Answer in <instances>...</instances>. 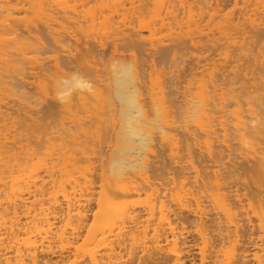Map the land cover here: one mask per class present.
<instances>
[{
	"label": "bare ground",
	"instance_id": "1",
	"mask_svg": "<svg viewBox=\"0 0 264 264\" xmlns=\"http://www.w3.org/2000/svg\"><path fill=\"white\" fill-rule=\"evenodd\" d=\"M13 1L14 0H0V56H2V58L0 57V60L3 59L2 62L5 63H3L5 66L4 68L2 65L4 70L2 69L0 71V85H3L4 88L6 87L8 90V83H12L10 85L21 84L20 81L22 76H20V71L25 72L26 69L24 68L26 65L22 68L23 66H20V62L27 58L28 55L29 58H31L28 59L31 61H28V59L27 61L32 62V64L34 62L33 65L38 62L36 66H38L39 69L40 67H43L44 64H48L46 62L53 61L52 64L54 66L51 64L53 67V73H51L50 76L53 74L51 78L53 79L51 80L53 83L51 82V85H54V83L55 85L54 87L51 86L53 89H50L51 91L53 90V94L50 95V93L48 96H51L53 101L55 100L58 104H61L58 105L56 103L59 107L62 106V108L60 107L61 110H66L65 112H68L66 109L68 107L66 105H73L75 98L78 100L81 99L80 101L77 100V102L83 101L82 106H84L88 97L87 95L92 94L93 96L97 88L96 96L93 97L97 100V98L101 97L100 95L103 94L102 100L98 98L102 102L99 100L95 102V99L92 98L91 95L89 99L91 98L90 101L94 99L93 101L96 104L101 102L100 104L102 105L99 104V106L97 104L95 107L93 105L94 102H90L92 104H89L88 102L86 105H91V110L87 107H84V110H80L86 111L88 109V111H93V114L95 113L94 111H96L95 116L97 117L96 114L100 111L101 115V110L103 111L105 109V115L108 117L102 116V119L101 116L98 115L101 119L98 118V120L95 117L94 119H97L95 121L94 119H91L94 115H91L90 112L87 111L88 113H83L79 110H76L75 112H81L84 116L82 115L81 117L79 116L81 114L78 115L75 113L79 116L78 117L73 114V112L71 113V116H76L74 120L70 114L68 115L71 117H68L69 120L74 121V124L73 121H71L72 127H74L75 122L77 123L84 118L83 121H80L81 123L78 122L81 127L80 133L85 130V127H83V124L86 121L85 118H88V122L92 121L97 123L101 120V124H99L100 122L97 124L94 123V126L99 124L101 125L100 127L104 128V125L107 124L105 126L106 131L102 130V134L105 133L106 135L105 138L103 137L106 141L102 139V143L106 142L105 145L102 147L99 145L100 147L98 148L91 147L89 150L86 149L87 154L86 151L84 152L83 150L85 149V146L84 148L83 146L81 147V152L78 151V146H76V144L74 145V141L77 140L74 138V135L72 136L73 139L70 138L73 140L72 143L74 142V149H78L77 151L79 152V156L74 155L75 151L72 152V154H69L71 151L69 150V152L68 149H66L67 151L65 150V147L67 148V146H71V144L68 145V142L70 141H68L66 146L63 147L65 140L70 137V133L76 134L77 132L76 135L79 134V130L76 132L74 131L79 129V126L76 127L77 124L75 125V129H72L73 132H70L72 130L69 131L70 133L68 132L69 137L66 136V139L62 138L63 141L59 139V143L64 142L63 145L61 144L59 146H61V148L63 147V151L65 150L69 155H65V153L63 154V151L61 150V155L59 153H55L56 156H54L53 153L52 155L48 154V156H42L44 158H41L40 156L38 157V154L43 150L46 151L48 148L49 150L47 151H50V146L53 145H51V142L53 143V141L56 140V137L53 141L49 137L44 138L45 140H42L41 138V140L39 139L37 142L32 144L31 140H29L27 136L25 138L23 135L22 138L24 137L26 140L30 141H27L24 146L23 142L26 140H23L21 136L18 137V133H20V135L22 134V127L20 128V126L15 125L12 126L14 127L12 129H14L15 132H13V130L10 132H13L14 135L17 131L16 136L14 135L15 137H13L12 134H9V131H4L8 132L9 136H12L11 139H8L6 134L1 135V133H3L2 131L7 128V125L4 124L6 128H2V130H0V264H264V0H243V7L241 11L238 12L236 16L231 14L232 11L229 14L226 11V18L222 25L220 23L221 26L219 25L220 27L218 26V28L216 27L215 29L210 28V24L213 19L217 16H222L223 11L231 4V2L236 5L238 0H159L158 2L154 1L155 3L153 6L151 5V8L153 9L148 6L150 10L155 12L156 17L158 18L161 14L162 16H166H163L164 18H167V16H173L172 18L174 19V17H178L177 14H182L186 17L185 21L183 19L184 23L187 20V23L183 25L186 29L183 28V26H180L183 22L179 20L182 23L180 22V25L177 27H181L182 29L176 28L178 33H174V35H176L175 37L173 34H170L171 25L168 26L170 30L168 29L169 33L167 36H172L173 38L169 39L170 41H173H171V44H169L168 41L166 43V40L165 42H161L159 39L158 40L160 42L158 41L154 44L152 42V44L158 46L159 44L157 43H163L162 45H159L156 50V53L158 55L160 54L158 57H160L163 64V62H166L167 59L170 58L172 61L176 57L168 56L171 55L170 51H173L175 48H173V46L178 45L177 47H179L181 43L187 41L193 48H191V51L193 50L194 52V54L191 55L194 58H192L194 60L192 61L196 67L192 68H197V70L201 69L203 71L208 69L209 72L206 74L207 77L204 79L205 81L201 80L203 77L200 78L199 90L195 93L193 100L188 99V97L185 96L186 94L182 95L183 100H180L183 103L181 104L180 102V104L183 107L181 110L182 113H184V116L181 114L179 115L185 117L187 120H193V124L198 126L197 128L200 129L201 134L203 133V135H206V138L207 136L212 138L206 139L203 135H201L205 138H203L204 142L202 141L204 144H198L202 148L201 150L199 148V151L197 150V152H194V149H192L193 151L190 150L191 143L185 142V139L188 141V135L184 141H182L186 144L180 145V139L183 138H181V134H176L180 137V139L178 137L174 138H177L178 141L180 140L178 145L176 142L177 140L175 141V144L172 136H168L167 134L165 136L171 137L170 139H172L167 140L173 142V146L171 142V146L173 148L171 146L170 147L175 151H173V155L168 157L169 159L164 158L166 161L163 158H160L163 160L159 159V161L155 159L156 157L154 156L156 162L159 161L158 164L154 162L155 160L153 161L157 164H154L155 166L150 165L152 164V160L149 163V159L147 160L148 157H144V153L149 147V141H152V138L149 136V128L144 129L143 124L144 127H146L145 125L148 122L152 124L154 116H157V114L156 112H153L154 114L151 113L154 108V103L149 102L152 104L150 105L147 102L149 101V98L147 97L148 99H146V94L144 93V96L143 92H141L143 85H141L142 80H139L140 76L138 75V71L141 69L139 74L142 75V78H144V72L142 73V71L145 69L144 66L147 67L149 64L138 66V63L137 66L134 65L137 68L141 67L138 71H136L137 68L132 66L133 62H125L126 57L123 58L124 60L122 59L125 63H120V60L124 55L123 50H127L125 48H128V52L129 49H131L130 52L132 53L133 42L138 41L137 37H140L143 40V35L141 36L138 34V31L133 33L132 29L135 27L130 28V25L124 26V23H122L124 29L119 26L120 22L114 25L115 28H118L119 30L116 29L115 31L113 30L114 28H111L114 32L108 30L112 33L116 32L114 36L121 33L117 32L121 31L120 29L124 30H122L123 33L125 31L128 33H121L123 36L120 35V37L123 38L118 37L119 39L117 40L116 38L114 41L113 39H115L116 36L113 38L112 34V36H110L112 38H110L111 41L109 38L108 40L112 44L113 49H111L112 47L110 48V46H108L109 48L107 49H111V52H118L121 45L124 49H120L121 52H116L118 55H112L109 50L111 55L109 52L107 53L111 56H108V59L110 60L108 62L104 61L105 59L108 60L107 57H104L105 59L101 61V63L107 62L104 63L105 65L97 64L98 66L96 67V64H92L91 66L100 68L94 70L92 69L93 67L90 68V66L87 65V57H89L91 52H95L93 50V47H95L94 44L97 42L100 44L101 40H98L93 44V41L96 40V38H93V41L91 40L92 44L89 42L92 45L91 48L90 46H87L88 44H86L84 47L87 46L88 48L83 47V49H85L84 52L82 51V53L77 52L76 54H72L75 56H71L70 51H66L68 54L66 52H64L66 54L62 53L65 46L63 47L64 42H61V38L64 36V33L63 36L60 37L59 32L66 33L67 31V28L66 30L63 29V27L65 28L66 26V21H68L65 16L68 15V18L71 17L72 19L69 18L70 21L76 19V21H78V18L73 19V16H71L74 14L76 15V9L74 7L72 8V6H70L72 9V12H70V9L67 11L69 4H67V8L64 7L61 9L56 7L55 3L54 5L56 8L53 4L52 7H47L50 5L49 3H51L50 0H47L50 2H47L46 0H44V2L40 1L41 3L37 0V6L39 9H44L43 6L46 4L45 8H51V15L54 17L52 18L53 20L57 15L58 17H61L62 15L63 18H61L60 21L64 19L66 20L64 21L65 23L61 22L60 26H63L61 29H59L60 23L58 20L60 18L53 21H56V24H51L50 21H48L50 24H48L49 26L47 23H41L45 25V27H43L44 29H42V26L44 25H40L41 27H39L36 26V23L30 25L27 22L28 25L25 24L26 27H29L30 25V29L28 31L25 29L28 32L27 35V32L22 30V28L21 30L24 32H22V34L21 32L20 34L18 33V29H20V27H18L19 23L17 21H19L18 17L20 16L17 17L16 15H18V12H16L15 15V11L18 10L19 6H16L17 9H15V5L19 4V0H15L16 4L15 1ZM66 1L67 0L64 2L66 3ZM139 1H144L145 3V0ZM42 2L45 3V5H43ZM140 2H138L139 6H141ZM13 3L15 4L14 6ZM62 4L60 3L61 7ZM29 5L28 7H30ZM24 6L21 9L26 8ZM53 7L54 10L52 9ZM57 8L62 10V14H60L61 12L59 13L60 10L58 11ZM55 9H57L58 12H55ZM50 10L48 9V11ZM68 12H70L71 15L68 14ZM13 13L15 15L14 17L12 16ZM84 17L85 16H83V19ZM161 17L159 19H162ZM11 19L14 21V23L12 22L13 25L18 23L17 25L15 24L17 26L16 30L14 26H11ZM165 20L167 19H162L160 22L163 23ZM76 21H72V23L75 24L74 22ZM131 21L129 22L131 23ZM70 23L71 22L68 24L71 25L72 23ZM54 24L56 25V30L58 32H54ZM111 24L112 23H110V26ZM127 27L130 28L131 31H128L129 29L127 30ZM38 28H41L43 31ZM45 29L49 30V32L53 30L52 32L54 33H48ZM44 30L46 33L51 35L49 36L51 37L49 39H51L52 43L55 44V51L57 52L60 49V52H57L58 55H56L55 52L52 54H46L47 56L49 55L47 57L49 58V61L41 63V59L36 58L37 55H35L36 57L30 56V53L28 54V51L24 49V45L23 47L19 46L20 44L18 41H22L23 38L21 39V35L24 37L28 36L29 38L30 35L32 37L37 36V38H39L41 35L40 33L44 32ZM149 30L151 31V29ZM136 34L137 40L133 38ZM42 35L44 34L42 33ZM119 40L122 44H120V42L117 44ZM24 41H26V38ZM139 41H141V39H139ZM109 42L108 44H110ZM102 43L99 45L100 47L96 45V48L100 49L101 45L105 46ZM188 43H184V45L182 44L181 46H185V44L188 45ZM59 44H62L60 46L63 48L61 47L57 49ZM14 45L17 46L18 49L14 48L15 50L13 49V51L15 52H12V46ZM190 45L185 48H190ZM152 46H150L151 49L156 47ZM105 47L103 48L105 49ZM139 47L135 46V48L138 49ZM116 48L118 50H116ZM99 49L97 51L101 50ZM155 49L156 48L152 50L154 51ZM182 49L179 47L178 50L183 51ZM23 50H26L24 52L28 55H26ZM176 50L177 49L175 48L172 55L176 53ZM215 50H219V55H221L220 58L215 59V53H218ZM214 51L215 53L213 58L212 54ZM50 52H52V50H50ZM138 52L137 54L139 56L140 53ZM184 52L186 51L184 50ZM120 53H122L121 58V55L119 56ZM131 53L127 55V58L130 56V58L133 57L135 60V57L137 58V56H132L135 52ZM59 54L67 56H60ZM97 55L98 54H96V56ZM99 56L103 58L102 54ZM45 57L43 56L41 58L44 59ZM114 57H119L120 60L118 59V62H120L118 63L117 58L115 59ZM94 58H98V56ZM94 58L90 59L94 60ZM32 59L36 62L32 61ZM130 60H132V58ZM153 60L155 59H152V61L150 59V61L154 64L155 61ZM180 60L178 59L177 62ZM96 61L99 62L100 58L98 60L96 59ZM171 61L169 62V65ZM24 62H26V59ZM24 62L21 64H24ZM172 62L177 63L176 61ZM101 65L103 66L102 68L100 67ZM149 66L151 68V65ZM44 67L46 68V65ZM142 67L144 68L143 70ZM163 67L165 68V66ZM41 69L39 71H42ZM180 69L182 71V67ZM178 70L175 68V71L178 72ZM201 70L197 71L199 75L203 72ZM163 72L165 73V70ZM170 72L168 71L165 75H163V80L161 82V78L158 79L160 85L157 86V89L161 86V90H159L162 91V93L165 92L164 94L161 93V96H163L161 97V102L164 103L166 101L173 104V106L170 104L171 110L169 111H171V113H168L167 111L169 108L166 110L169 106L168 103L162 106V109L164 110H162L164 112L163 115H166L164 119L163 117L159 118L157 116L159 119H162V121L167 119L166 123L168 121L167 124L169 125V122H174L176 117L174 118L173 115L176 116L174 113H177L179 109V107L176 109L177 112L174 108L172 110V107L176 108V106H174V102L177 101L176 99H173L175 96H172L174 95L172 94V89H175L173 85L176 82V78L179 76L176 75L177 73L175 72L176 77L174 78V72L173 74ZM193 73L191 75H193ZM14 78H16V80ZM172 78L175 80L172 81ZM95 79H97V81ZM184 79L187 81L186 78ZM171 81L174 82L172 85L174 88L172 86V88H170ZM92 82H96L94 83L96 85L99 82L98 84L99 86L100 84L102 85L100 87H102L103 90L100 87H97L98 85L96 86L92 84ZM187 83L189 84V81ZM46 84L48 85V82ZM3 86H1V88ZM18 87L19 86L15 89ZM151 88H153V86ZM146 90L147 89L145 87L144 91ZM12 91L13 93H16L14 92V89H12ZM179 93H181V91ZM0 94L2 95L1 90ZM165 94L168 95V97H164ZM16 95H18V92ZM71 96H75V98L73 99ZM16 97L17 96L13 98L14 104L15 100L17 102ZM18 97L20 98L21 96L18 95ZM70 99L73 100L71 101ZM67 101L70 103H67ZM154 101L155 100H153V102ZM20 102L17 103L19 104ZM177 103H179V101H177ZM79 104L81 105V103ZM77 105L78 104H74L73 107H76ZM15 106L13 107L18 108V105L16 107ZM101 106L104 107V109ZM156 106L154 111H156L155 109L159 107V105L157 107ZM9 107L6 108L7 110L5 112L4 108L2 109L4 116L6 114H10L11 111L9 109L13 107ZM69 108L70 109L68 110L70 113L72 111V106H69ZM95 108H97V110ZM165 110L169 115L165 113ZM16 111L14 109L15 115L19 113H16ZM157 111H160V109L157 108ZM3 113L0 114V118L2 120L4 119V117L2 118ZM86 113L92 117H87ZM102 114H104V112ZM151 115H153V119H150ZM170 115L172 116L171 119ZM11 117L14 116L12 115ZM166 117H168L169 120ZM76 118L81 119L77 121ZM105 119H107L108 123L104 122ZM11 120L13 123L16 122V120L13 121V118H11ZM24 120L22 119V121ZM69 120L68 122L70 123ZM20 121H18L20 124L17 122L18 125H21L22 122ZM30 121L31 120H29V122ZM87 121L84 126L87 125ZM29 122L26 123L25 121L24 123L26 125L22 123L24 128L23 130L30 126H27ZM159 123H161V121ZM4 125L2 126L4 127ZM24 125L27 127H24ZM90 125L92 126V124ZM60 126H62V124ZM63 126L65 125L63 124ZM71 126H68L67 124L66 130L62 129L67 132L68 128H72ZM160 126L158 125V127ZM29 129L30 128H28V130ZM93 129L95 130V127H93ZM91 130L90 132L93 133V130ZM65 131H63V133H65ZM30 132L31 130H29V133ZM218 132H221L222 139L218 138ZM95 133H97V131H95L94 134ZM162 133L164 132L162 131ZM165 133L167 132L165 131ZM185 134L182 135L186 136ZM51 135L53 136V132ZM100 135L101 134H99V136ZM156 135H159V133ZM78 136H80V134ZM201 136L199 138H201ZM82 137L84 136L82 135ZM92 137H94V135ZM36 138L39 137L36 136ZM99 138L97 137V139ZM34 139L35 138H33V140ZM79 141L81 140H77L76 142L78 143ZM189 141H193V143L196 144L194 140H190V138ZM82 142L83 141H81V143ZM55 143L59 144L57 142ZM183 145L185 148H183ZM174 147L181 148L177 150L181 151L183 149V151H181V153L178 151L180 154L178 152L174 153L176 152V148ZM89 152L92 153L91 155L94 154L95 158L98 157L100 164L99 166L97 165V168L99 167V169H94L96 171L93 173L83 171V169L81 170L78 168V163L81 161V159L79 161L78 158L88 156ZM90 153L86 158L89 159ZM36 157L38 161H36L37 163H33V161H35L33 159H36ZM143 157L146 160H144ZM76 159L78 162H76ZM74 162L77 163L75 164L78 165V167L74 164ZM145 168H151L148 170L150 171V179H144L142 182H137V180L132 183V174H135L134 176L138 177L137 174H140V171L142 169L144 171ZM147 173L148 172H144V174ZM142 194L145 196L142 203H135L132 201V195L139 197L142 196Z\"/></svg>",
	"mask_w": 264,
	"mask_h": 264
},
{
	"label": "rangeland",
	"instance_id": "2",
	"mask_svg": "<svg viewBox=\"0 0 264 264\" xmlns=\"http://www.w3.org/2000/svg\"><path fill=\"white\" fill-rule=\"evenodd\" d=\"M15 1V0H14ZM13 1V2H14ZM30 1H31V3H30ZM40 1H43L44 2V0H39V2ZM47 1V0H46ZM45 1V2H46ZM51 1V3H49L48 5L49 6H47V7H52V4L54 5V3L56 4V7H59V8H64V7H68V5L67 4H69V8H67L68 10L67 11H69V9H70V12H72V9H71V7L70 6H72V8L74 7L75 9H76V15H77V17H76V15H75V18H74V15H71V13L70 12H68V14H70L71 16H73V19H76V18H78V21H76V20H69V18L70 19H72L71 17H67V16H65L67 19H68V21L69 22H71L72 23V21H76V22H74L75 24H71V25H69L68 23V21H66L67 23H66V26H68V27H66L65 26V24H64V26H65V28L63 27V26H60L61 25V22H64L66 19H64V20H62V21H60L61 20V18H63L62 17V15H61V17H58V15L55 17V19L54 20H56L57 18H60V19H58L59 20V29H61L62 27H63V29H65L66 30V28H67V31H66V33L65 32H59V34H60V37H62L63 36V33H64V36H66V37H62L61 39V42L63 41L64 43V45H63V47L62 46H60V45H62V44H59V46H58V48L57 49H59V48H63V52L62 53H64V52H69L70 51V55L71 56H75V55H72V54H76L77 52H80V53H82V51L84 52V50L85 49H83V47L86 45V44H88L87 46H90V48H91V44H92V42H91V40L93 41V38H96V40L95 41H93V44H94V42H97L98 40L100 41L101 40V42H100V44L102 43V44H104L105 46H103V45H101V50H102V52H101V50L99 49V48H96L97 46L96 45H98V47H100L99 45L100 44H98L99 42H97L96 44H94L95 45V47H93L92 49L95 51V52H91V54L89 55V57H87V61H88V63H90V64H88L87 63V65L88 66H90V68H92V69H100L99 67L98 68H96L98 65H100V64H104V63H107L110 59H108L109 57H111V56H109L108 55V53L107 52H109V50H110V52L112 51L111 49H113V47H112V44L109 42V40H108V38L110 39L111 37L110 36H112V34H113V38L116 36H114V34H116V32L115 33H112V32H114V31H112V29L113 30H115L116 31V29L117 30H119L118 28H115V26L114 25H116V24H118L119 22V26L120 27H123V24L122 23H124V26L125 25H130L129 27L130 28H133V27H135V28H133L132 29V32L134 33V32H136V31H138V34H140L141 36L143 35V40H142V38H140V37H137V34L135 35V37L133 36V38H135L136 39V37H137V39H138V41L137 42H139V43H137L136 41H134L133 43L134 44H132V50L135 52V54L134 55H132V56H137V58L135 57V60L133 59V57H131L132 58V60H130L131 58H130V56L127 58V55L128 54H130L131 52H130V50L131 49H129V52H128V48H125V49H127V50H123L124 51V55H123V57H122V53H120L119 54V56H120V58H121V60H120V58L118 57H116L117 58V62H118V59L121 61H119L120 63H125V62H129V61H131V63L133 64L132 66H134V65H136L137 66V64H138V66L139 65H142V66H144V65H147V64H149V65H151V68H150V66L148 65L147 67L146 66H144V68L142 67V70L144 69V71H142V73L144 72V74H145V76H144V74H143V77L144 78H142V75H140L139 74V72H141V67L139 68H137V67H135V68H137L136 69V71H138V69H140L139 71H138V75L140 76L139 77V80L141 81L142 80V84L141 85H143L142 86V88H143V90H142V88H141V92H143V95H144V93L146 94V99H148L149 101H147L148 103L149 102H151V103H154L153 104V107L155 108V106L157 105H159V107H157V108H159L160 109V111H161V113H160V111H157V108L155 109L156 111H154V108H153V111L151 112V113H155L156 112V114H157V116L159 117V118H162L163 117V119H164V117L166 116H164L163 114H164V110L162 109V106H164V104H169V106L166 108V110L168 111V113L170 112L171 113V111H169V110H171V108H170V106L172 105L173 106V104H171V103H169V102H161L162 101V99H161V97H163V96H161V93H162V91H160L161 90V86L160 87H158L159 89H157V86L158 85H160V82L163 80L162 79V77H163V75H165V73H167L168 71L170 72L171 71V69L173 68L174 69V71H173V69H172V71L174 72V78L176 77L175 76V74L176 75H178L179 77H177L176 78V82L174 83V82H172V81H174L173 80V78H172V81H171V85H170V88H172L173 86L175 87V89H172V94H174V95H172V96H175L173 99H176L177 101H179V103H177V101H175L176 102V104H175V102H174V106H176V108L175 107H172V110H173V108H174V110L176 111V109L179 107V109H180V112H179V109H178V114L177 113H174L176 116H174L173 115V117L175 118H173L174 119V122H176V123H171V122H169L170 123V125L169 124H167L168 123V121H167V123H166V118H168V117H166L165 119V121H162V119H159L156 115V117L154 116V119H153V115H151V118L150 119H153L154 121H153V123L151 124L150 122H148L145 126L146 127H144V124H143V128L145 129H147V128H149V130H150V134H149V136L152 138L151 140L152 141H149V147H148V149L146 150V152L144 153V157H148L147 158V160H148V162L150 163V161L152 162V164H150L151 166L152 165H154L155 163H157L158 164V162L160 161V160H163L164 158H167V159H169L168 157H170L171 155H173V151H175V150H173V149H171V147L173 146V142H172V146H171V142L170 141H168L167 139H169V140H172V139H170L171 137H168V136H172V138L174 139L175 137H178L179 139H180V137L178 136V135H176V134H181L180 136H181V138H183V139H180L179 141H180V143H179V141H178V139L176 138V139H174V142L176 141L177 142V144L179 143L180 145H182V144H186L185 142H188V143H191L190 144V147H191V149L190 150H192V149H194V152H197V150L200 148V150H201V146L200 145H202V144H204L203 142H204V139L206 138L205 136L206 135H203V133L201 134L200 132V129L199 128H197L198 126H196L195 124H193V120L191 121V120H187L185 117H182L181 115H183L184 116V113H182V106H181V104L183 103L181 100H183V98H182V95H185V96H187L188 97V99H191V100H193V97H194V95H195V93L196 92H198V90H199V83H200V78H202L201 80H203V81H205L204 79H206V77H207V73L209 72L208 71V69L207 70H205V71H203V70H201V71H203V72H201L200 73V75L198 74V72L197 71H200L199 69L197 70V68H192V67H196V65L193 63V57H192V55L191 54H194V52H193V50L191 51V48H192V46L187 42V41H184L183 43H181V45L183 44L184 45V43H188V45H190V48H185L186 46L187 47H189L188 45H186L185 44V46H181V45H179V47H180V49H182L183 47V51H181V50H178L179 49V47H177L178 45H176V46H173V48L175 47L177 50H178V52H179V54H178V52H177V50L175 51L176 53H174L173 55H172V52H174V49H173V51H170V53H171V55H168L169 57L171 56H176L172 61H176L177 62V60L179 59H182V60H180L179 62H177V63H173L172 61H171V59L169 58V59H167V58H165V59H167L166 60V62L168 63H166V62H163V64H162V60L160 59V57H158L159 55L156 53L157 51V47H159V45H162L161 43H157V44H159L158 46L157 45H153L154 43H156V42H158L159 40L162 42V41H164L165 42V40H166V43H167V41H168V43L169 44H171V41L169 40V39H171L172 38V36H167V34L169 33V30L171 29V32H173V33H171L170 32V34L172 35L173 34V36L175 37L176 35H174V33L176 34V33H178L177 32V29L179 28V29H182L181 27H177V26H179L180 24V22L182 23L180 26H183V25H185V23H187V20H186V22L184 23V21H185V19H186V17H184L182 14L180 15V14H177V16L178 17H174V19L172 18L173 16H167V18H164V17H166V16H162V14H161V18L162 19H167V20H165V21H163V23L162 22H160L162 19H159L158 17H156V14H155V12H153L152 10H150V8L154 5V3L155 2H158L159 0H145V3H144V1L141 3L139 0L137 1H134V0H132V2H131V0H106V2H105V0H67L66 1V3L64 2L65 0H57V1H54V0H50ZM50 1H47V2H50ZM62 1V2H61ZM74 1V2H73ZM81 1H82V3H81ZM91 1V2H90ZM114 3H113V2ZM155 1V2H154ZM243 0H238V2H237V4L236 5H234V3L233 2H231V4L223 11V15L222 16H217V17H215L214 19H213V21L211 22V24H210V28H213V29H215L216 27L218 28V26L220 25V23H221V25H222V23H223V21L225 20V18H226V13L228 12V14L229 13H231V11H232V15H234V16H236L237 15V13L238 12H240L241 11V9H242V7H243V2H242ZM20 2H22V3H20ZM42 2V4L43 5H45V3H43ZM59 2V3H58ZM77 2V3H76ZM88 2V3H87ZM132 4H131V3ZM135 2V3H134ZM138 2H140V5L141 6H139L138 5ZM153 2V3H152ZM18 3L19 4H16V1H15V4L13 3V6L15 5V7L16 6H19L20 7V10H19V7H18V10L20 11V13H19V11L17 10V11H15V15H16V12H18L17 14L18 15H16L17 17L18 16H20V17H18V19H19V21H17L18 23H19V26L18 27H20V29H18V31H16V32H18L19 34H20V32H21V34H22V32H27L29 29H30V25L31 24H34V23H36V26H39V27H41L42 25H44V24H46L47 23V25L49 24V22L48 21H50V23L51 24H53V23H55V22H53L54 20L52 19V18H54V17H52V10H50L51 8H45V6L47 5H45V6H43V5H41V4H39V5H41V6H43L44 7V9L42 10V9H39V7L37 6L38 5V1L37 0H23V1H21V0H19L18 1ZM41 3V2H40ZM60 3L62 4V3H64V4H62V7H61V5H60ZM80 5H79V4ZM111 3V4H110ZM152 3V4H151ZM29 4H31V5H29ZM58 4H59V6H58ZM74 4H75V6H74ZM143 4V5H142ZM146 4H148V5H146ZM150 4V5H149ZM21 5H22V7H21ZM25 5V6H24ZM28 5L30 6V7H28ZM152 5V6H151ZM23 6L24 7H26V8H24V9H21V8H23ZM90 6V7H89ZM145 6H147V7H145ZM148 6H150V8H148ZM38 7V8H37ZM54 7H55V5H54ZM54 7L52 8L53 10H54ZM55 7V8H56ZM89 7V8H88ZM28 8H29V10H28ZM59 8H57L58 9V11L60 10ZM78 8V9H77ZM91 8V9H90ZM15 9H17V7L15 8ZM25 9H27V10H25ZM46 9V10H45ZM48 9L50 10V11H48ZM57 9H55L56 11L55 12H58L57 11ZM74 9V10H75ZM86 9V10H85ZM90 11H89V10ZM151 9H153V8H151ZM77 10H80V11H77ZM22 11H23V13H24V15H23V13H22ZM47 11H48V13H47ZM151 11H152V13H151ZM227 11V12H226ZM14 12V11H13ZM61 12V13H60ZM75 12H73V13H75ZM77 12H79V13H77ZM82 12V13H81ZM226 12V13H225ZM59 13L60 14H62V10H60L59 11ZM72 13V14H73ZM81 13V14H80ZM88 13V14H87ZM49 14V15H48ZM56 14V13H55ZM84 14V15H83ZM14 15V13H13V17L15 16ZM85 16L84 17V19H83V16ZM160 15V14H159ZM22 16H24V17H22ZM80 18H79V17ZM103 16H105V17H103ZM158 16V15H157ZM64 17V18H65ZM100 17V18H99ZM168 17H170V18H168ZM105 18V19H104ZM1 19V18H0ZM3 19V18H2ZM22 19V20H21ZM50 19V20H49ZM51 19H52V22H51ZM117 19V20H116ZM183 19H184V21H183ZM15 20V19H14ZM24 20V21H23ZM43 20V21H42ZM83 20V21H82ZM116 20V21H115ZM126 20V21H125ZM128 20V21H127ZM132 20V21H131ZM179 21V20H181V21H179V22H177V21ZM7 21V20H6ZM24 23V25H23V23ZM30 21V22H29ZM81 23H80V22ZM110 21V22H109ZM129 21H131V23L129 22ZM14 23V21H12V19H11V26H14L15 27V30L17 29V24L18 23H15L14 25H13V23ZM27 22H28V24H30L29 25V27L27 26L26 27V25L25 24H27ZM44 22V24H41V23H43ZM79 22V23H78ZM83 22V23H82ZM117 22V23H116ZM169 23V24H167V23ZM9 23H10V20H9ZM65 23V22H64ZM109 23V24H108ZM110 23H112L111 24V26H110ZM128 23V24H127ZM130 23V24H129ZM7 24V23H6ZM27 24V25H28ZM56 24V23H55ZM54 24V25H55ZM80 24V25H79ZM83 24V25H82ZM178 24V25H177ZM9 25V24H8ZM25 26V27H23V26ZM41 25V26H40ZM46 25V26H47ZM50 25V24H49ZM48 25V26H49ZM57 25H58V21H57ZM122 25V26H121ZM169 25H171L170 26V29L168 28V26ZM220 25V26H221ZM35 26V27H36ZM106 26V27H105ZM113 26V27H112ZM219 26V27H220ZM43 27H45V25L44 26H42V29H44ZM76 27V28H75ZM79 27V28H78ZM13 28V27H12ZM21 28H22V30H24V31H22L21 30ZM24 28V29H23ZM28 28V29H27ZM48 28V27H47ZM51 28H52V26H51ZM55 29V31L54 32H56L57 30H56V25H55V27H54ZM58 28V27H57ZM83 28V29H82ZM109 28V29H108ZM112 28V29H111ZM126 28V27H125ZM130 28H128L127 27V30L128 31H131V29ZM139 28H140V31H139ZM177 28V29H176ZM183 28H185V26H183ZM27 31H26V30ZM31 29H33V28H31ZM39 29V28H38ZM41 29V28H40ZM39 29V30H40ZM41 29V31H43ZM62 29V30H63ZM104 29V30H103ZM105 29H107V30H105ZM123 29H124V27H123ZM123 29H120L121 31H117V32H121V33H123ZM136 29V30H135ZM149 29H151V31L149 30ZM169 29V30H168ZM176 29V30H175ZM186 29V28H185ZM2 30V29H1ZM21 30V31H20ZM46 30V29H45ZM45 30H44V32H41L40 34V37L39 38H37V36L36 37H32L31 35H30V38L28 39L26 36L24 37L23 35H21V39H22V41L21 40H19L18 42H19V46H21V47H23V45H24V49H26L28 52V54L30 53V56H35V55H37V59L38 58H40L41 59V63L42 62H46V61H49V58H47L48 56L46 55V54H52L53 52H55L56 53V55H58L57 54V52L60 50H58L57 52L55 51L56 49H55V47H54V43H52V41H51V39H49V38H51V37H49V36H51L50 34H48V33H51L53 30H51V32H49V30H46V31H48V33H46L45 32ZM62 30H59V31H62ZM108 30H110V31H112V32H110V31H108ZM123 30V31H122ZM134 30V31H133ZM184 30V29H183ZM77 31V32H76ZM179 31V30H178ZM182 31V30H181ZM54 32H52V33H54ZM58 32V31H57ZM109 32V33H108ZM125 32H127V31H125ZM124 32V33H125ZM140 32V33H139ZM180 32V31H179ZM42 33L44 34V35H42ZM78 33H80V34H78ZM121 33L118 35L117 34V36L115 37V39H113V41L114 40H116V38H117V40L119 39L118 37H120V35H121ZM123 33V34H124ZM128 33V32H127ZM132 33V34H133ZM25 34V33H24ZM27 35H28V32L26 33ZM58 34V35H59ZM67 34V35H66ZM77 34V35H76ZM33 35V34H32ZM166 35V36H165ZM89 36V37H88ZM107 36H109V37H107ZM121 36H123V35H121ZM139 36V35H138ZM25 38H26V41H24L25 40ZM90 38V39H89ZM106 38H107V40H106ZM120 38H123V37H120ZM112 39V38H111ZM111 39H110V41H111ZM136 39V40H137ZM139 39H141V41H139ZM159 39V40H158ZM173 39V38H172ZM65 40V41H64ZM103 40V41H102ZM121 40V39H120ZM118 41L117 42V44H119V42H120V44H122L121 43V41ZM145 40V41H144ZM156 40V41H155ZM27 41H28V43H27ZM37 41V42H36ZM80 41V42H79ZM112 41V42H113ZM159 41V42H160ZM1 42V41H0ZM23 42V43H22ZM26 42V43H25ZM34 42V43H33ZM51 42V43H50ZM83 42H85V43H83ZM91 44H90V43ZM108 42L111 44H108ZM144 42V43H143ZM152 42H153V44H152ZM173 42V41H172ZM60 43V42H59ZM143 45H142V44ZM166 43H164V44H166ZM42 44V45H41ZM49 44H51V45H49ZM58 44V43H57ZM90 44V45H89ZM107 44V45H106ZM137 44V45H136ZM150 44H152V45H150ZM32 46V47H31ZM86 46V47H87ZM108 46H110V48L111 49H107V48H109ZM118 46H120V45H118ZM117 46V47H118ZM135 46L136 47H139V49L138 48H135ZM150 46H152V47H154V46H156V47H154V48H156L154 51H155V53H154V51L152 50V49H154V48H150ZM13 48H12V52H15V51H13V49L14 48H16V49H18V47L17 46H12ZM57 47V46H56ZM86 47H84V48H86ZM103 47H105V49L103 48ZM182 47V48H181ZM11 48V47H10ZM29 48V49H28ZM49 49V52H48V49ZM88 48V47H87ZM22 49V48H21ZM33 49V50H32ZM44 49V50H43ZM47 49V50H46ZM53 49H54V51H53ZM100 50V51H97V50ZM103 49H104V51H103ZM118 49H119V47H118ZM117 48H116V50H118ZM120 49L122 50V49H124L123 47H122V45L120 46ZM119 49V50H120ZM193 49V48H192ZM15 50V49H14ZM20 50V49H19ZM18 50V51H19ZM26 50H23V52L24 51H26ZM50 50H52V52H50ZM108 50V51H107ZM118 50V52H121V50L119 51ZM152 50V51H151ZM171 50H172V48H171ZM184 50L186 51V52H184ZM188 50V51H187ZM190 50V51H189ZM30 51V52H29ZM122 51V52H123ZM126 51V52H125ZM132 51V53H134ZM139 51V52H138ZM150 51H151V54H150ZM215 51H217L218 53H215ZM214 52H213V54H212V57H213V55H214V53L216 54L214 57H215V59L216 58H220V56L221 55H219V50H215ZM36 52V53H35ZM47 52V53H46ZM60 52V51H59ZM66 52V53H67ZM97 52V53H96ZM99 52V53H98ZM101 52V53H100ZM110 52H109V54H110ZM115 52V51H114ZM114 52H111L112 53V55H118V54H116V52L114 53ZM117 52V53H118ZM137 52L138 53H140L139 54V56H138V54H137ZM191 52V53H190ZM25 53V52H24ZM27 53H25L26 55H28ZM32 53V54H31ZM35 53V54H34ZM44 55H43V54ZM54 53V54H55ZM66 53H64V54H66ZM105 53V54H104ZM107 53V54H106ZM114 53V54H113ZM131 53V54H132ZM143 53H146V54H143ZM158 53H159V51H158ZM187 55H190V56H187ZM190 53V54H189ZM53 54V55H54ZM64 54H62V55H60V56H67V55H64ZM68 54V53H67ZM96 54H98L97 56H98V58H94V57H97L96 56ZM100 54H102V57L103 58H101L99 55ZM104 54V55H103ZM155 54H157V55H155ZM183 56H181V55ZM26 55H24V56H26ZM78 55V54H77ZM111 55V54H110ZM153 55V56H152ZM180 55V56H179ZM45 57L44 59L43 58H41V57ZM51 56V55H50ZM109 56V57H108ZM146 56V57H145ZM148 56V57H147ZM167 56V57H168ZM179 58H178V57ZM185 56V57H184ZM1 58H2V56H0ZM94 58V60H91V59H93ZM107 57V59L108 60H106L105 58ZM127 59H126V58ZM139 57V58H138ZM142 59H141V58ZM144 57V58H143ZM213 57V58H214ZM29 55H28V57L27 58H25L26 59V62H24L25 61V59L22 61V62H20V66H23L22 68H24V66H25V68L24 69H26L25 70V72H23V71H20V76H22L21 77V84L20 85H10V84H12V83H8V85H9V88H8V90H7V88L5 89L4 88V86L3 85H0V88H1V86H3L2 88H3V90H2V88L0 89L1 90V93H2V95L0 96V114H2L3 113V108H4V112L7 110L6 108L7 107H9V105H10V102H11V105H10V107H13V106H15L16 104L18 105V108L16 107V108H11V109H9L10 111H8V112H10V114L9 115H5L4 116V113H3V115H2V118L4 117V119L2 120L1 118H0V130H2V128L4 129V128H6L5 127V125H7V128L6 129H4L2 132L3 133H1V131H0V133H1V135H5L6 134V136H8V139H11V135L9 136V134H12L13 135V132H15L14 131V129H12V128H14V127H12V126H20V128L22 127V134L20 135V133H18L19 135H18V137H20L21 136V138H22V136L24 135V137L26 138V136L28 137V139L29 140H31V143L32 144H34L35 142H37V140H41V138H42V140L44 139V138H46V137H49V138H51L52 139V141L54 140V138L56 137V140H54L53 141V143L51 142V145L53 146V148H52V146H50V151H47V150H49V148L48 149H46V151H44L43 149V151H41L39 154H38V157L40 156L41 158H44V157H42V156H45V155H47L48 156V154H53L54 153V156H56V154L55 153H61L62 151H63V147L64 146H66V144H67V142L68 141H70V142H68V145H70L71 144V146H67V148L65 147V150L66 149H68V151L70 150L71 151V153H69V154H72V152H76L78 149V151L79 152H81L82 150V146H83V148H84V146H85V149H83L84 150V152L86 151V154H87V150L86 149H90L91 147H96V148H98V147H102V146H104L105 145V143L106 142H104V143H102V141L104 140V138L106 137V135H105V133L104 134H102L103 133V131H106L105 129V126L107 125H104V128L103 127H100L101 125H99V124H101V120L99 121V122H97V123H99L97 126H94L93 124L95 123V124H97L96 122H88L87 121V119L88 118H85L86 119V121L88 122L87 123V127L86 126H84L85 124H86V121H85V123L83 124V127H85L84 129V131H85V134H84V131L83 132H81L80 133V129H81V127H80V124H78V122L79 123H81L80 121L82 120L81 118H76V120L78 121V120H80V121H78L77 123L75 122V125H76V127L77 126H79V129H77V130H74L75 129V125H74V127H72L71 126V121H73V120H69V118H71L72 117V119H74L76 116H78L79 114H81V115H79V116H81L82 117V115L84 116V114H82L81 112H87L88 111V109L86 110V111H81V110H84L86 107L87 108H89L90 110H91V105H88V106H90V107H88L87 105H86V103H88L89 102V104H92V103H90V102H94L93 100L95 99V102H97V100H99V99H101L102 100V95H100L101 97H98L97 98V100H96V98L95 97H93V96H96V91H97V88H96V90H95V92H94V94H93V96H92V94H90L91 95V97L92 98H94V99H92V101H90V99H89V97H90V95H87L88 97H87V99H86V103H85V100H84V103H85V105L84 106H82V102H77V100L78 99H76L75 98V96H71V98H75V100H74V102H73V105L74 104H78V105H80L79 103H81V105L80 106H76V107H73V105H66L68 108H66L67 109V111L68 112H65L66 110H64V111H62L61 110V108H62V106H58V105H61V104H58L55 100V102L53 101V98L51 99V96L49 97L48 95L50 94V95H52L53 93H52V91L50 90V89H53V88H51V86L52 87H54V85H55V83H54V85H51V82L53 83V81H51V80H53V79H51L52 78V76H53V74L50 76V74L51 73H53L52 71H53V67L52 66H54L53 64H52V62H46V63H48V64H44L43 65V67L46 65V68L44 67H40V69L42 70V71H39L40 69L38 68V66H36V64L38 63H36L35 65H33L34 64V62H33V64H32V62H28V61H31V60H29V59H31V58H29ZM33 58V57H32ZM48 60H47V59ZM91 58V59H90ZM100 58V61L98 62V61H96V59L98 60ZM115 58V57H114ZM115 58V59H116ZM123 58H125V62L123 61L124 59ZM158 58H159V60H158ZM178 58V59H177ZM184 58V59H183ZM193 58V59H192ZM27 59H28V61H27ZM90 61H89V60ZM102 59V60H101ZM105 59V60H104ZM123 59V60H122ZM150 59H151V61H152V59H155V60H153V61H155L154 62V64L150 61ZM163 59V58H162ZM164 59V60H165ZM3 60V59H2ZM2 60H0V71L5 67L4 66V62H2ZM42 60H44V61H42ZM50 60H51V57H50ZM107 61V62H103V63H101V61ZM127 60V61H126ZM137 60V61H136ZM145 60V61H144ZM161 60V61H160ZM193 60V61H192ZM32 61H35L34 59H32ZM38 61V60H37ZM40 61V60H39ZM141 61H143V62H141ZM171 61V63H170V65H169V62ZM181 61H182V63H181ZM1 62H2V64H1ZM24 62V64H21V63H23ZM36 62V61H35ZM94 62H96V63H94ZM118 62V63H119ZM151 62V63H150ZM4 63V64H3ZM26 63V64H25ZM30 63V64H29ZM40 63V64H41ZM130 63V62H129ZM141 63V64H140ZM166 65H165V64ZM39 64V65H40ZM51 64H52V66H51ZM94 65V64H96L95 66H91V65ZM98 64V65H97ZM180 64V65H179ZM2 65H3V68H2ZM33 65V66H32ZM47 65H48V67H47ZM100 66L101 68L103 67V66ZM105 65V64H104ZM155 67H154V66ZM167 65H169V66H167ZM182 65V66H181ZM193 65V66H192ZM153 66V67H152ZM163 66H165V68L163 67ZM95 67V68H94ZM134 67H132V68H134ZM182 67V71H181V68ZM22 68H21V70H22ZM152 70H150V69ZM152 68H154V69H152ZM164 68V69H163ZM175 68H176V70H178V69H180V70H178V72L177 71H175ZM178 68V69H177ZM23 69V70H24ZM29 69H30V71H29ZM32 69V70H31ZM45 69V70H44ZM47 69V70H46ZM147 69H148V71H147ZM169 69V70H168ZM210 69V68H209ZM4 70V69H3ZM34 70V71H33ZM44 70V71H43ZM54 70H55V67H54ZM161 70H162V72H161ZM165 70V73L163 72ZM27 71V72H26ZM29 71V72H28ZM47 71V72H46ZM65 71V70H64ZM171 71V72H172ZM195 72V73H193V72ZM207 71V72H206ZM31 72V73H30ZM36 72V73H35ZM44 72V73H43ZM170 72V73H171ZM173 72H172V74H173ZM176 72V73H175ZM22 73H24V74H22ZM25 73H26V75H25ZM33 74V75H30V74ZM43 73V74H42ZM46 73V74H45ZM180 75H179V74ZM188 75H187V74ZM193 73V75H191ZM197 73V74H196ZM37 74V75H36ZM48 74V75H47ZM189 74H190V76H189ZM36 75V76H35ZM42 75V76H41ZM185 75V76H184ZM195 75V76H194ZM206 75V76H205ZM39 76H41V77H39ZM50 76V77H49ZM173 76V75H172ZM24 77V78H23ZM48 77V78H47ZM13 78V77H12ZM47 78V79H46ZM54 78V77H53ZM140 78H142V79H140ZM161 78V80H160V82L158 81V79H160ZM184 78H186V80L187 81H185V79ZM15 80H16V78H14ZM34 79V80H33ZM93 79V78H92ZM14 80V81H15ZM30 80V81H29ZM47 80V81H46ZM96 81H97V79H95ZM95 80H93V81H95ZM144 80V81H143ZM185 82H184V81ZM28 81V82H27ZM36 81V82H35ZM189 81V84L187 83ZM48 82V85L46 84ZM159 82V83H158ZM36 83V84H35ZM50 83V84H49ZM94 83H96V82H92V84H94ZM99 83V82H98ZM97 83V85L96 84H94V85H96L97 87H100V86H102L101 84H100V86H99V84ZM173 83H174V85H173ZM34 84V85H33ZM145 84V85H144ZM177 84H178V86H177ZM173 85V86H172ZM11 86H12V89H14V92H16V93H13V91H12V89H11ZM17 86H19L17 89H18V91H17V89H15ZM33 86V87H32ZM35 86V87H34ZM153 86V88H151ZM155 86H156V89H157V91H156V89H155ZM172 86V87H171ZM14 87V88H13ZM41 87V88H40ZM43 87V88H42ZM56 87V86H55ZM145 87H146V91H144L145 90ZM173 87V88H174ZM19 88H20V91H19ZM49 88V89H48ZM101 89H102V87H100ZM11 89V90H10ZM47 89V90H46ZM55 89V88H54ZM99 89V88H98ZM149 89H151V90H149ZM153 89V90H152ZM155 89V90H154ZM100 90V89H99ZM98 90V91H99ZM103 90V89H102ZM159 90V91H158ZM11 93H10V92ZM148 91V92H147ZM150 91V92H149ZM156 91V92H155ZM173 91H174V93H173ZM181 91V93H179ZM17 92H18V95H20L21 97L19 98L18 97V95H16L17 94ZM21 94H20V93ZM102 92V91H101ZM101 92H100V94H101ZM154 92V93H153ZM158 92V93H157ZM160 92V93H159ZM176 92V93H175ZM183 92V93H182ZM186 92V93H185ZM7 93V94H6ZM149 93V94H148ZM165 93V92H164ZM164 93H162V94H164ZM5 94V95H4ZM9 94V95H8ZM44 94V95H43ZM178 96H177V95ZM181 96H180V95ZM190 94V95H189ZM4 95V96H3ZM12 95V96H11ZM15 96H17L16 97V99H17V102H20L19 104L16 102V100H15V104H14V101H13V98H15ZM24 96V97H23ZM151 96V97H150ZM165 96H167L168 97V95H164V97ZM177 96V97H176ZM23 97V98H22ZM77 97V96H76ZM148 97V98H147ZM153 97H155V98H153ZM167 97H166V99H167ZM179 97H181V98H179ZM43 98H44V100H43ZM153 98V99H152ZM2 99V100H1ZM5 99V100H4ZM18 99H19V101H18ZM73 99H70L71 101L73 100ZM89 99V100H88ZM181 99V100H180ZM12 100V101H11ZM23 100V101H22ZM81 99H79L78 101H80ZM88 100V101H87ZM101 100H99V101H101ZM153 100H157L156 102H157V104H156V102L154 101L153 102ZM4 101H5V103H4ZM69 101V100H68ZM67 101V103H70V102H68ZM2 102V103H1ZM47 102V103H46ZM76 102V103H75ZM94 102V103H95ZM102 102V101H101ZM101 102H99V104L101 103ZM180 102H181V104H180ZM8 103H9V105H8ZM58 105H57V104ZM93 103V105L95 106V105H97L96 103L94 104ZM151 103H149L150 105H152ZM7 104V105H6ZM98 104V105H99ZM171 104V105H170ZM2 105V106H1ZM47 105V106H46ZM58 107H57V106ZM100 105H102V104H100ZM99 105V106H100ZM149 105V106H150ZM7 106V107H6ZM21 108H20V107ZM52 106H53V108H54V110H53V108H52ZM65 106V105H64ZM65 106V107H66ZM69 106L71 107L72 106V111L69 113V110L68 109H70L69 108ZM98 106V107H99ZM31 107V108H30ZM58 108V111H57V108ZM64 107V108H65ZM85 107V108H84ZM96 107V106H95ZM102 107V106H101ZM181 107V108H180ZM25 108H27V109H25ZM76 108V109H75ZM94 108V107H93ZM103 109H104V107H102ZM151 108V107H150ZM164 108V107H163ZM14 109H15V111H16V113L17 112H19V113H17L16 115H15V112H14ZM22 111H21V110ZM56 109V110H55ZM74 109V110H73ZM81 109V110H80ZM96 110H97V108H95ZM165 109V108H164ZM13 110V111H12ZM27 110V111H26ZM61 110V111H60ZM76 110H79V111H81L80 113H77V112H75ZM105 110V109H104ZM102 111L101 110V112L103 113L104 112V114H102L101 113V115H100V111H99V113H98V111H97V113L98 114H96L97 115V117L95 116V113H96V111H94L95 113L93 114V111L91 112V111H88V112H90L91 113V115H94L93 117L92 116H90L89 114H87L86 113V116L87 117H92L91 119L93 120L95 117L98 119H103V117L102 116H107V115H105V112L106 111ZM163 110V111H162ZM165 110V113L166 114H168L167 113V111ZM25 111V112H24ZM78 111V112H79ZM2 112V113H1ZM14 112V113H13ZM62 112V113H61ZM74 112V113H73ZM159 114H158V113ZM61 113V114H60ZM66 113V114H65ZM68 113V114H67ZM71 113H73V114H78V115H72L71 116ZM153 113V114H154ZM27 114V115H26ZM70 114V116H68ZM179 114H181V115H179ZM14 116V117H11V116ZM32 115V116H31ZM61 115H63V116H61ZM66 115V116H65ZM98 115H100L101 116V118L98 116ZM161 115V116H160ZM169 115V114H168ZM167 115V116H168ZM172 115V114H171ZM170 115V119H171V116ZM8 116V117H7ZM18 116H20V117H18ZM60 116V117H59ZM78 116V117H79ZM0 117H1V115H0ZM13 118V121H15L16 120V122H12V120H11V118ZM56 117H58V118H56ZM69 117V118H68ZM108 117V116H107ZM107 117H104V118H107ZM18 119V121H20V122H22L23 124H25L24 122L26 121V123H28L29 122V120H31L30 122H29V124H27V126L28 125H30L29 127H27V126H25L24 125V127H27V129H25V130H23L24 128H23V124L21 123V125H18V124H20L18 121H17V119ZM27 118V119H26ZM30 118V119H29ZM67 118V119H66ZM22 119L24 120V121H22ZM35 119V120H34ZM58 119V120H57ZM67 120V121H65V120ZM96 119V120H97ZM98 119V120H99ZM178 119V120H177ZM7 120V121H6ZM38 120V121H37ZM55 120V121H54ZM57 120V121H56ZM68 120L70 121V123L68 122ZM75 120V119H74ZM83 120H84V118H83ZM82 120V121H83ZM95 120V119H94ZM95 120V121H96ZM168 120H169V118H168ZM176 120V121H175ZM11 121V122H10ZM28 121V122H27ZM35 121V122H34ZM65 123H64V122ZM156 121V122H155ZM161 121V123H159ZM17 122H18V124H17ZM32 122V123H31ZM38 122V123H37ZM55 122V123H54ZM57 122V123H56ZM68 122V123H67ZM104 122H106V123H108V121H107V119H105V121ZM7 123V124H6ZM13 123V124H12ZM5 124V125H4ZM11 124V125H10ZM58 124H62V126H60V125H58ZM63 124L66 126H63ZM67 124H68V126H71L72 128L71 129H69L68 128V131L66 132L65 130H66V128H67ZM73 124H74V121H73ZM72 124V125H73ZM88 124H89V127H90V129H89V127H88ZM90 124H92V126L90 125ZM104 124V123H103ZM149 124H150V127H149ZM160 126V127H158V125ZM172 124V125H171ZM2 125H4V127L2 126ZM9 125V126H8ZM57 125V126H56ZM156 125H157V127H156ZM167 125V126H166ZM192 125V126H191ZM195 125V126H194ZM166 126V127H165ZM60 127V128H59ZM83 127H82V129H83ZM93 127H95V130L93 129ZM152 127V128H151ZM157 129H156V128ZM192 127V128H191ZM10 128H11V130H10ZM28 128H30L29 130H31V132L29 133V130H28ZM52 128H53V130H52ZM65 129V130H63V129ZM88 128V129H87ZM98 128H99V130H98ZM100 128H101V130H100ZM186 128V129H185ZM188 128V129H187ZM40 129V130H39ZM76 132V131H78L79 130V134H80V136H78V135H76L77 134V132H76V134L74 133V134H72V133H70V132H73V130ZM87 129V130H86ZM93 130V133H91L90 132V130ZM160 129V130H159ZM167 129V130H166ZM169 129V130H168ZM197 129V130H196ZM13 130V132H10V131H12ZM55 130V131H54ZM60 130V131H59ZM70 130H72V131H70ZM91 130V131H92ZM103 130V131H102ZM154 130V131H153ZM159 130V131H158ZM188 130V131H187ZM4 131H9V134H8V132H4ZM18 131H19V128H18ZM62 131V132H61ZM63 131H65V133H63ZM70 131V132H69ZM95 131H97V133H95L94 134V132ZM98 131H99V133H98ZM158 131V132H157ZM162 131L165 133V131L167 132V133H162ZM185 131V132H184ZM197 131H198V133H197ZM26 132V133H25ZM35 133V134H33V133ZM53 132V136L51 135V133ZM58 132V133H57ZM70 133V137L68 136V134ZM171 132V133H170ZM23 133H25V134H27V135H25V134H23ZM32 133V134H31ZM56 133V134H55ZM61 133V134H60ZM88 133V134H87ZM159 133V135H156V134H158ZM160 133H162V134H160ZM173 133V134H172ZM175 133V134H174ZM186 133V134H185ZM198 135H196V134ZM16 134H17V131H16V133L14 134L15 136H16ZM62 135V136H59V135ZM63 134H64V136H63ZM66 134V135H65ZM85 137V139H84V137H82V135ZM99 134H101L100 136H99ZM168 134V136H165V135H167ZM185 134L186 136H183V135ZM13 135V137H15ZM40 135V136H39ZM46 135V136H45ZM74 135V138H76L77 140H81V141H83L82 143H81V141H79L78 143L76 142V141H74L73 143H74V145L76 144V146H78V149L76 148V146H75V148H76V150L74 149V147H73V143H72V136ZM87 135H89V136H87ZM94 135V137H92ZM98 135V136H97ZM105 135V136H104ZM162 135V136H161ZM174 135H176V136H174ZM187 135H188V137H187ZM201 135H203V136H201ZM32 136V137H31ZM36 136H38L39 138H36ZM52 136V137H51ZM58 136V137H57ZM66 136H68L69 138H67L66 139ZM100 139V141H99V139H97V137ZM174 136V137H173ZM194 136H195V138H194ZM201 136V138H199ZM211 136V135H210ZM217 136H218V138L219 139H222V134H221V132H218V134H217ZM22 138L23 140L25 139V138ZM30 137V138H29ZM60 137V138H59ZM78 137V138H77ZM104 137V138H103ZM159 137H160V140H159ZM165 137V138H164ZM188 138V141H186V139L185 138ZM198 137V138H197ZM33 138H35L34 140H33ZM58 138V139H57ZM66 139L65 140V144L63 145V143L64 142H61V141H63V139ZM70 138H72V139H70ZM79 138H82V139H79ZM92 138V139H91ZM163 138V139H162ZM189 138H190V140H194V142L196 143V144H194L193 143V141H189ZM192 138V139H191ZM197 138V139H196ZM204 138V139H203ZM207 138L208 139H210L211 137H208L207 136ZM206 138V139H207ZM59 139H61V143H59ZM69 139V140H68ZM103 139V140H102ZM184 139H185V142L183 143L182 141H184ZM212 139V138H211ZM23 140H22V142H23ZM26 140V139H25ZM29 140H26V141H24L23 142V144H24V146H25V144H26V142L27 141H29ZM45 140V139H44ZM196 140H197V142H196ZM34 141V142H33ZM93 141V142H92ZM104 141H106V140H104ZM165 141V142H164ZM203 141V142H202ZM30 142V141H29ZM55 142H57V143H59V144H56ZM91 142V143H90ZM100 142V143H99ZM151 142V143H150ZM164 142V143H163ZM176 142H175V144H176ZM31 143H28V144H31ZM88 143V144H87ZM93 143V144H92ZM169 143V144H168ZM63 145V147L61 148V146H59V145ZM77 144H79V145H77ZM92 145V146H90V145ZM178 144V145H179ZM198 144H200V145H198ZM58 145V146H57ZM89 145V146H88ZM100 145V146H99ZM177 145V146H178ZM183 145V146H184ZM192 145V146H191ZM195 145H197V146H195ZM55 146H56V148H55ZM80 146V147H79ZM171 146V147H170ZM183 146H181V147H183ZM200 146V147H199ZM204 146V145H203ZM73 147V148H72ZM88 147V148H87ZM178 147H180V146H178ZM178 147H174V148H176V152H174V153H177L178 151L181 153V151H183V149L180 151V150H177V149H181V148H178ZM193 147V148H192ZM195 147V148H194ZM56 150H55V149ZM59 148V149H58ZM173 148V147H172ZM183 148H185V146L183 147ZM71 149H73V150H71ZM54 150V151H53ZM57 150H60V151H57ZM62 150V151H61ZM63 151V154L65 153V155H69L66 151ZM81 150V151H80ZM92 150V149H91ZM95 151H97L96 149H94ZM93 150V151H94ZM69 151V152H70ZM74 152V155H77V156H79L78 154H79V152ZM92 151V152H93ZM193 151V150H192ZM199 151V150H198ZM242 151V150H241ZM91 152V151H90ZM89 152V153H90ZM178 152V153H179ZM193 152V153H194ZM47 153V154H46ZM89 153H88V156H89ZM97 153V152H96ZM179 153V154H180ZM43 154V155H42ZM62 154V153H61ZM60 154V155H61ZM85 154V155H86ZM92 153H90V157H91V159H90V157H89V159L88 158H86V157H88V156H82V157H80V158H78V160L80 161V159H81V161H80V163H78L79 164V167H78V165H76L77 163L76 162H78V160L76 161V162H74V164L79 168V169H83V171H89V172H94V171H96V170H98L99 169V167L97 168V165L99 166L100 164H99V160H98V157L97 158H95V155H94V157H93V155H91ZM146 154V155H145ZM84 155V154H83ZM46 156V157H47ZM80 156H81V154H80ZM156 158H155V157ZM83 157H84V159H83ZM143 157V159L144 160H146L145 158ZM95 158V159H94ZM153 158V159H152ZM157 159V160H159L160 158H163V159H160L158 162H156V160L155 159ZM36 159H37V157H36ZM35 158L33 159V160H35V161H33V163H37L36 161H38V159L36 160ZM97 159V160H96ZM144 160H143V162H144ZM155 160V161H154ZM165 160V159H164ZM155 163H154V162ZM166 161V160H165ZM96 162V163H95ZM148 162H146L147 164H149ZM145 163V162H144ZM95 164H96V166H95ZM157 164H155V165H157ZM81 165H82V167H81ZM154 165V166H155ZM146 166H148V165H146ZM145 166V167H146ZM150 167V166H149ZM148 167V168H149ZM97 168V169H96ZM144 169V171H143V169L140 171V174H137V176L138 177H135L134 175L135 174H132V183L134 182V181H137V182H142L144 179H150V171H148V170H150V169ZM94 169H96V170H94ZM145 170H147V171H145ZM144 172L146 173V172H148L147 174H144ZM144 198H145V196H144V194H142V196H139V197H137V196H135V195H132V201L133 202H135V203H142L143 201H144Z\"/></svg>",
	"mask_w": 264,
	"mask_h": 264
}]
</instances>
